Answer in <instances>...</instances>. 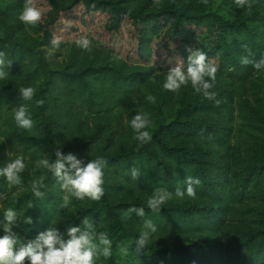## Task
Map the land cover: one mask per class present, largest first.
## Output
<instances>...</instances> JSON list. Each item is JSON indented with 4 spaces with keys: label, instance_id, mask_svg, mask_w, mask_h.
I'll return each instance as SVG.
<instances>
[{
    "label": "trees",
    "instance_id": "1",
    "mask_svg": "<svg viewBox=\"0 0 264 264\" xmlns=\"http://www.w3.org/2000/svg\"><path fill=\"white\" fill-rule=\"evenodd\" d=\"M38 1L45 9L33 27L19 19L25 0H0V51L11 62L0 79V167L7 164L6 152L12 154L9 160L22 155L27 164L20 186L0 177V194L7 193L6 209L22 215L13 229L20 240H32L50 226L67 240V228L90 216L97 231L113 241L112 256L100 257L107 264H114L113 252L125 239L138 264H264V70L240 63L249 52L254 61L264 57V18L232 20L204 0ZM250 2L264 9V0ZM127 31L132 50L123 52ZM56 36L62 40L53 47ZM81 37L91 41L90 50L77 45ZM48 48L55 52L48 54ZM189 48L217 64L212 91L219 105L199 97L190 83L176 92L162 87L170 68L180 62L187 69ZM98 54L120 65L97 67ZM221 78L262 82L250 81L253 99L240 101V137ZM25 87L36 90L31 101L20 95ZM131 100L137 113L150 115V142L134 139L130 121L136 113L126 118L127 126L113 121V111ZM22 104L30 110V130L14 120ZM57 150L74 155L82 166L96 158L107 161L100 201L65 194L56 177L38 166L44 158L54 162ZM133 167L141 172L136 181ZM41 176L45 195L37 198L31 184ZM187 176L201 181L196 197H175ZM159 187L173 197L152 212L147 200ZM132 206L144 207L145 217L132 212L127 218ZM23 217L32 223L24 224ZM144 219L152 220L157 232L139 251L135 241Z\"/></svg>",
    "mask_w": 264,
    "mask_h": 264
},
{
    "label": "clouds",
    "instance_id": "2",
    "mask_svg": "<svg viewBox=\"0 0 264 264\" xmlns=\"http://www.w3.org/2000/svg\"><path fill=\"white\" fill-rule=\"evenodd\" d=\"M207 3V0H204ZM238 8L247 7L251 9L250 0H234ZM43 16L42 11L35 5V0H25V5L19 15V19L30 26L39 24ZM62 37L56 36L53 41V47H58ZM77 45L84 50L91 49V41L86 37L77 40ZM188 66L185 70L182 63H177L175 67L167 71L166 79L162 87L167 91L176 92L182 86L189 83L193 90L202 94L207 100L213 101L216 105L220 104L217 99V93L212 91L215 87L218 66L215 62L209 60L206 53L200 49L188 50ZM251 53L242 56L240 63L242 65L251 64L257 71L264 70V57L259 60L250 58ZM11 62L6 60V53L0 51V79H5ZM36 94L33 87H25L20 90V95L25 101H31ZM148 101L155 103L156 98L149 95ZM38 106H43L44 100H36ZM14 120L19 128L30 130L33 128V120L31 119L30 110L27 105H20L15 109ZM152 125L150 115L144 112H138L132 116L130 126L133 129L134 139L140 143L150 142L152 135L148 130ZM56 160L50 162L48 158L41 159L38 162L39 167H43L51 172L57 179L60 188L70 194L77 200L85 198L91 201H100L105 194L104 185V169L107 161L103 158L90 160L86 165L82 166V162L72 154L62 155L57 150ZM67 165V166H66ZM27 164L24 157L17 156L10 160L5 166L0 167V177H4L9 185L20 186L22 184V173L25 172ZM132 180H137L141 176L140 169L133 167L130 169ZM45 177L41 176L38 180H34L31 184L32 194L37 198H43ZM201 184L198 177L187 176L184 180L185 188L175 189V197L183 199L185 195L191 198L196 197L197 186ZM173 193L166 187L156 188L151 197L147 200V207L152 212H160L162 206L172 199ZM3 195L0 194V199ZM65 202H69V195L64 197ZM66 206V205H65ZM31 207V206H30ZM132 212L138 217L144 218V207L132 206L127 209L126 216L130 218ZM21 213L12 207L7 208L0 220V229L4 235L0 236V264H95L99 257L110 258L112 256L113 241L109 238L107 232L97 231L96 225L93 224L90 216H85L80 225L70 226L66 230L67 240L62 238L59 230L50 226L46 230L37 234V236L22 242L17 233L13 231V227L17 225ZM24 224H31V217H23ZM157 232V226L150 219H144L143 230L139 233L135 241L137 250L145 249L149 244L151 236ZM122 255H128V247L122 246L119 249Z\"/></svg>",
    "mask_w": 264,
    "mask_h": 264
},
{
    "label": "rangeland",
    "instance_id": "3",
    "mask_svg": "<svg viewBox=\"0 0 264 264\" xmlns=\"http://www.w3.org/2000/svg\"><path fill=\"white\" fill-rule=\"evenodd\" d=\"M37 1V2H36ZM208 5L211 9L214 10H219L222 13L226 15L227 18L232 19V20H246L250 18L251 20L256 19V18H264V9L262 7H256L252 6L251 9L244 7V8H238L235 5L234 0H207ZM35 5L43 11L45 9V6L41 4L38 0H35ZM100 21V20H99ZM27 25V24H26ZM127 29V28H125ZM26 31L29 33H32V30L30 27L26 29ZM129 31H127L123 36H122V41L120 46L123 48V52H128L132 50V38L130 37ZM70 42L69 44H71ZM48 54H52L55 52V49H47ZM92 51H87L86 55H90ZM63 53V51H62ZM95 66H106V67H115L120 65V61L118 59L106 56L104 54H98L96 57V60L94 62ZM264 78V76L262 77ZM164 79H166V75H164ZM250 81L254 82L255 84H262L261 80L259 79H251L247 82L244 83H237V82H231L229 80H226L224 78H221V87L226 90L228 93H230L232 97V111H233V125L236 129V136L240 137L242 133V129L240 128V125H242L238 114H239V105L241 100L249 101L251 102L254 96V89L252 87V84H250ZM261 82V83H260ZM146 91V90H144ZM261 93H264V88H261ZM199 97L203 96L202 94H197ZM135 101L131 100L129 102V105L127 106H122L116 108L112 115H113V121L114 123L122 122L124 126H127L128 122L126 121V118L128 116H132V114L136 113L137 114V108L134 106ZM12 154L9 152H6L5 158H6V163H8L11 158ZM66 194V192H65ZM64 194V197H65ZM3 198L0 199V214H3L5 209H6V195L7 193L2 194ZM14 196V195H13ZM15 227H13L14 229ZM130 244L131 241L129 239H125L122 242H120L117 247L115 248L113 252V263L114 264H138L130 251ZM122 246H127L128 247V255H122L119 251V249ZM95 264H107L106 260H102L100 257L96 260Z\"/></svg>",
    "mask_w": 264,
    "mask_h": 264
}]
</instances>
